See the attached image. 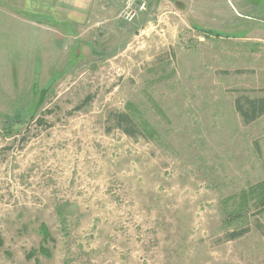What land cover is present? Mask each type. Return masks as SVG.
Instances as JSON below:
<instances>
[{
	"label": "rangeland",
	"instance_id": "1",
	"mask_svg": "<svg viewBox=\"0 0 264 264\" xmlns=\"http://www.w3.org/2000/svg\"><path fill=\"white\" fill-rule=\"evenodd\" d=\"M40 5L0 0V264H264V0Z\"/></svg>",
	"mask_w": 264,
	"mask_h": 264
},
{
	"label": "trees",
	"instance_id": "2",
	"mask_svg": "<svg viewBox=\"0 0 264 264\" xmlns=\"http://www.w3.org/2000/svg\"><path fill=\"white\" fill-rule=\"evenodd\" d=\"M210 34L211 35L213 34L216 36L220 35L213 30L210 31ZM89 99H90V96H87L80 103L81 105H79V107L86 104L89 101ZM236 108H237L238 112L241 114V116L244 118V120L248 122L249 120H252V119L256 118L257 116L264 113V99H257V100L248 99L246 107L243 106L242 103L237 102ZM116 120H117L116 124L121 127L122 131L125 134H127L129 136H134L136 133H138V134L142 135L143 137L146 136L145 132H143V127L140 124L138 125L137 123H135L127 113H123V112L118 113L116 115ZM249 190L253 191V192H257V194H260L257 201H261V203H262L261 209L264 211V184L257 183L255 185L250 186ZM245 232H246V229L230 231V233H228L229 239H234L236 237H239L242 234H244ZM43 233L45 236H48V235H46L45 230H43ZM40 251L45 253V255H48L47 250L40 249ZM31 254H33V253H31Z\"/></svg>",
	"mask_w": 264,
	"mask_h": 264
},
{
	"label": "crops",
	"instance_id": "3",
	"mask_svg": "<svg viewBox=\"0 0 264 264\" xmlns=\"http://www.w3.org/2000/svg\"><path fill=\"white\" fill-rule=\"evenodd\" d=\"M90 4L91 0H55L51 3L48 2V0H41L40 6H45V9L49 8V11H56L63 15H67V18L72 19V21L74 20V22H80L85 20L86 16L88 15ZM128 4L129 2L126 4V6Z\"/></svg>",
	"mask_w": 264,
	"mask_h": 264
},
{
	"label": "built area",
	"instance_id": "4",
	"mask_svg": "<svg viewBox=\"0 0 264 264\" xmlns=\"http://www.w3.org/2000/svg\"><path fill=\"white\" fill-rule=\"evenodd\" d=\"M144 6V3H142L141 5H140V7H143ZM126 8V10H127V15H128V17H131V16H133L134 15V11H132L131 9H130V7H129V4L125 7ZM126 15V14H125ZM127 18V17H126Z\"/></svg>",
	"mask_w": 264,
	"mask_h": 264
}]
</instances>
